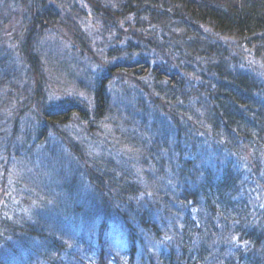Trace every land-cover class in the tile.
I'll use <instances>...</instances> for the list:
<instances>
[{
    "label": "trees",
    "instance_id": "1",
    "mask_svg": "<svg viewBox=\"0 0 264 264\" xmlns=\"http://www.w3.org/2000/svg\"><path fill=\"white\" fill-rule=\"evenodd\" d=\"M2 1L5 0H0V18L5 17L1 7ZM22 1L29 6L22 10V21L30 30L23 31L24 37L22 34L20 37L23 38L20 41L8 38L9 43L0 46L1 54L4 50L11 49L14 54L23 55L24 60L26 59L28 65L34 69L36 76L39 74L38 56L36 50H32L33 41L48 33L49 29L56 30L54 26L59 25L60 8L63 4L61 0ZM79 2L83 3L78 10L79 19L87 18L91 21L96 18L107 28L108 33H114L115 36L118 33L117 39L120 41L125 40L130 46L136 41L139 48L149 50L152 55L155 53L160 57L164 56L166 60V63L151 66L147 61L148 58H144L150 56H143L139 61L128 62L109 71L118 68L123 70L125 75L138 79L139 85L146 91L145 95H150L153 103L162 100L153 97L156 96L153 94L154 90L166 85L172 90L166 95L170 101L166 110H163V107L160 110L167 115L169 111V116L175 120L177 128L198 132L200 127L201 134H206L207 138L214 137L219 143L229 139L230 135L235 136L233 140L236 148L232 145L229 147L238 155L243 152L241 157L248 159V163L242 161L245 169H252L256 176L263 173L264 82L257 78L256 72L247 69L253 61L264 70V0H79ZM85 9L86 11L88 9L89 13H86ZM74 10H77V4ZM117 22L121 26H118ZM2 25L0 24V28ZM123 29L125 31L122 33ZM75 36L82 37L79 33H75ZM0 41L3 42V39L0 38ZM81 42L84 44L83 41ZM109 55L111 53L108 52L105 57L109 58ZM95 77L96 74L92 78ZM35 81L36 97L28 105L21 107V103H27L29 96L28 86H24L22 90L17 91L15 109L10 111L0 109V161L13 147L9 144L13 142L6 140L12 131H6L9 133L6 134L5 125L1 126L5 121L3 117L28 111L35 99H39L40 102L41 84L40 81ZM105 82V78L102 79L101 89L105 88ZM95 95L94 114L96 119H100L105 115L107 108L109 109L107 105L109 96L98 93ZM188 101L191 104L186 107ZM183 104L185 109H182ZM120 107L123 108L121 110L123 114H117L119 118L129 117L131 111L137 113L135 109L126 105L120 104ZM150 110L154 111L152 108ZM79 113L83 114L81 110ZM67 115L69 114H49L43 111L42 117L39 114L38 118L54 127L56 135L53 136L54 138L63 140L62 132L55 126L65 124L68 120ZM177 120H181L184 124H177ZM135 129L137 128L133 127L126 132H133ZM3 135H7L6 138H2ZM167 136H170L173 142L180 141L189 148L178 150L179 146L175 144V151L172 154L175 153L176 157L171 158L172 154L168 156V151L161 143L154 144L156 154H153L152 151L142 148L140 146L142 143L134 142L135 148H132L137 156L145 154L148 157L145 160L148 168L145 166L144 168L154 170L153 176L149 177L148 183L146 182V187L136 193L133 192L134 184H139L142 176L145 175L142 169L137 174L141 177L136 176V182L131 181L127 175H122V172H119L120 177L114 173L98 177L96 171L94 174L88 171L86 175L89 193L83 195L81 205L95 210L96 207L99 208V203L102 202L100 200L107 195L106 193L113 196L111 202L118 211L111 212L115 219L114 226L116 228L122 226L125 233V241L121 247L120 244L112 243V239L108 237V225L102 219L98 221L102 223L99 224V229L92 223L91 226L84 228L85 231L80 226L82 232H79L78 236L81 237L76 240L72 236L64 235L65 230L75 229L72 223L64 226L65 230H62L61 224L60 226L44 219L38 220L36 213L30 212L32 207L30 205L29 208L22 209L29 213L28 218H24L23 213H19L20 210L17 212L13 209L17 213L16 218L21 219L20 226L14 222L9 224L0 220L2 233L0 264H5L4 259L9 258H12V261L16 260L17 264H111L113 261L115 264H264V219L260 221L258 215L251 216L253 211L244 216L237 215V211L240 212L248 202L242 187L243 183L239 182V179L244 180L248 175L243 174L240 169L238 172L235 169L234 174L227 179L225 176L213 177V180L222 179L213 187L216 196L220 198L217 199L219 204L215 201L209 207L212 212V216L209 217L218 220L221 226L224 225L223 222L227 225L225 230L217 227L213 229V233L208 234L209 212L203 207L205 205L202 202L204 198L202 195L211 184L204 182L206 178L198 167L200 160L196 157L197 153H202L204 150L193 153V143H187L189 136L183 135L185 141H181L183 136L181 137L178 132L176 136L173 135L174 137L171 134ZM142 137L145 138V133ZM150 139L151 137H146L148 143H151ZM236 142L243 148L238 149ZM63 143L67 149H73L72 153L79 162L89 161L91 158L85 152L86 149L79 151L77 146L74 148L72 142L68 140L67 143L63 140ZM162 152L167 156L161 154ZM215 167V169L209 167V170L219 171L217 164ZM47 169H55L54 163L50 162ZM77 173L74 169V174ZM18 176L16 170L12 172V178ZM236 176L238 179L233 180ZM261 179L260 181L264 182V173ZM160 186L164 190L159 191ZM49 188L45 192L41 191L33 207L39 208L40 204L37 206V203L45 204L47 200L57 203L56 200L61 198L62 193L54 190L51 185ZM208 202L206 201V204ZM187 204L201 212L190 221H188L190 213L185 208ZM155 205L158 208H155ZM181 205L185 206L181 207ZM216 206L225 209H216ZM184 209L186 210L183 212ZM13 210L11 208L2 217L14 215L11 212ZM70 210V208L62 210L67 213L68 218L81 215L79 208L74 213ZM184 213L186 218L183 220L181 214ZM38 221L40 224H37ZM91 221L94 222L95 218L93 217ZM256 222H260V225L254 227ZM242 225L250 231L247 236L235 234L239 228L244 230ZM97 229L98 235H95ZM179 229L187 235H181L183 233L180 234ZM156 242H161L164 249L150 253L147 244L154 246ZM122 253L125 257L121 262ZM95 254L97 261L91 262Z\"/></svg>",
    "mask_w": 264,
    "mask_h": 264
},
{
    "label": "rangeland",
    "instance_id": "2",
    "mask_svg": "<svg viewBox=\"0 0 264 264\" xmlns=\"http://www.w3.org/2000/svg\"><path fill=\"white\" fill-rule=\"evenodd\" d=\"M61 2L63 4L62 8H60L61 19L59 25L54 26L56 30L49 29L48 33L46 32L42 36H39L32 44V50L35 49L38 56V75L34 76V69L28 65L26 59L24 60L23 55L19 53L14 54L11 49L9 51L6 49L1 54L2 47H0V109L5 111L15 109V100L18 97L17 91L22 90L24 86H28L27 93L29 96L27 103H21V107L28 105L36 97L35 90L37 87L35 80L40 81V91L42 93L40 102L39 99H35L28 111H21L20 114L12 116L7 114L8 117H3L5 121L1 126L5 125V133L9 130L12 132H10L7 138V135H3L2 138H6L7 142H13V144L9 143L13 147L0 161V220L9 224H13L14 222V224L17 223L16 225L20 226L21 219L16 218L17 213L14 210H17V212L20 210L19 213L22 212L24 218H28L29 213L22 209H27L30 205L33 207L38 201L41 191L45 192L51 185L54 190L62 193L61 198H57V203H54L53 200H47L45 204L38 202L37 206L40 204L39 208L31 207L30 212H35L38 220L43 221L44 219L49 223L61 224L63 225L62 230H65L64 226L72 223L75 229L69 228L63 234L79 240L81 237V235L80 237L78 236L79 232H82L86 226H91L90 223L99 229L102 224L99 222L102 219L108 225V237L112 239V243L116 245L120 244L119 246L121 247V244L125 241V233L122 226L118 228L114 226L115 219L112 217L111 212L118 211L115 210L111 202L113 196L110 193H106L107 195L100 200L102 202L99 203V208L96 207L95 210L81 205L83 195L89 193L86 175L88 171L93 174L96 171L95 173L98 177L108 176L111 173L120 177L119 172H122V175H127L131 181L136 182V176H138L137 174L142 169L145 175L142 176L139 184H134L135 189H133V192L136 193L138 190L146 187L149 177L153 176L154 170L147 169L148 164L145 160L148 157L145 154L137 156V153L132 148H135L133 146L134 142L136 141L137 144L142 143L140 146L152 151L153 154H156V150L153 148L154 144L161 143L168 151V156H170L175 151V144H178V150H185L186 147L187 149L189 148L188 146L185 147L180 141L173 142L170 136H167L169 134L176 136L178 132L181 134V137L183 135L190 137L187 143H193V153L204 150L202 153H197L196 157L200 160L198 167H200L206 178L204 182L211 184V187L205 188L206 190L203 191L202 195L204 197L202 202L205 205L203 207L210 213L207 214L209 224L207 225L208 234L213 233V229L217 227L218 229L225 230L227 225L223 222L222 224L224 225L221 226L218 220L210 219L209 217V215L212 216L209 207L220 198L216 196L213 187L218 185L220 179H222L213 180V177L225 176L227 179L230 175L234 174L235 169L237 172L240 169L243 171V174L248 175L244 180L239 179V182L243 183L242 187H244L248 202L241 208L240 212L235 209L238 217L253 211V215L251 216L258 215L259 219H261L260 221H262L264 219L261 218L264 216V182L260 181V179L263 177L264 170L262 174L259 173L256 176L255 171L252 169H245L242 161L248 163V159L241 157L243 152L238 155V153H234L236 151H232L229 147V145H232L236 148L235 141L233 140L235 136L230 135L228 136L229 139L219 143L214 137L207 138L206 134H201L200 127L198 132L196 130H187L186 128H177L175 120L169 116V111H167V115L160 110L162 109L161 107H163V110L168 108L167 103L170 100L166 95L172 92L171 89L165 85L154 90L153 94L156 96L153 97L156 99L159 97L162 100H157L158 103H153L150 95H145L146 91L139 85L138 79L125 75L123 70H118V68L109 71L111 68L125 65L128 62L139 61L143 56H150L144 58H148L147 61L151 66L157 63H166V60L163 58L164 56L160 57L155 53L152 55L151 52H148L149 50L139 48V44L136 41L133 42L132 46L127 45L125 40L120 41L117 39L118 33L116 36L114 33H108L107 28L96 18L91 19V21H88L87 18L79 19L78 10L83 5L79 0H61ZM76 4L77 10L73 11ZM1 7L5 12V17L0 18V24H3L2 28H0V38L3 39V42L0 41V46L9 43L8 38L22 40L24 37L23 31L27 32L30 30L22 21V10L29 8L28 3L22 0H5L2 1ZM84 11L89 13L88 9ZM117 25L121 26L119 22H117ZM124 31L125 29H123L122 33ZM75 33H79L84 39L75 36ZM22 34L23 37H20ZM17 42L15 45H17ZM129 46L131 47L130 51L128 50ZM9 48L11 47L9 46ZM108 52L111 55H109V58H106L105 56L108 55ZM242 64L245 65L244 63ZM249 65L250 67L247 70L256 72L257 78L264 82L263 68L253 61ZM91 74L92 77L96 74V77L92 78ZM104 78L106 85L105 88L101 89L100 84L102 85V79ZM96 93L107 95L110 100H107L106 97L109 109L107 108L104 113L105 115L100 119L98 117L96 119V115L94 114V97ZM21 102L23 101L21 100ZM120 104L135 109L137 113L131 111L129 117L126 115L127 117L120 116L119 118L117 114H123L121 111L123 108L120 107ZM190 104L188 101L186 107H189ZM150 108L154 111H151ZM79 109L83 112L82 115L79 113ZM182 109H185L184 104L182 105ZM43 111L49 114H69L67 115L68 120L65 124L55 127L62 132L63 140L66 143L67 140L71 141L72 146L74 148L77 146L76 148L79 151L86 149L85 152L91 157L89 161L79 162L72 153L73 149H67L62 139L58 140L53 137L55 135L54 127L38 118L39 114L42 117ZM177 124L184 123L181 120H177ZM133 127L137 129L133 132H126ZM143 133H145V138L142 137ZM6 134L9 133L7 132ZM184 136L181 141H185ZM146 137H151V143H148ZM80 145L81 147H79ZM236 145L237 147L240 146L238 142H236ZM183 146L184 148H182ZM241 148L243 147H239L238 149ZM262 151L264 152V150ZM161 154L167 156L165 152ZM57 155H63L65 158H60ZM158 155H160V151H158ZM174 156L176 157L175 153L171 155V158ZM50 162L54 163L55 169H47ZM215 164H217L219 171L209 170V167L215 169ZM16 166L18 169H16ZM138 166L140 168H137ZM144 166L147 168H144ZM262 168L264 169V167ZM74 169L78 172L77 175L74 174ZM15 170L19 175L18 178H12V172ZM74 175L75 177H73ZM138 177H141V175ZM73 178L74 180H72ZM235 179L237 180L238 177L236 176L233 180ZM73 181H75L76 185L72 183ZM73 186L75 187L73 188ZM160 189L164 190L162 186L159 187V191ZM206 201L209 202L206 204ZM58 204L62 205L59 206ZM184 206L181 205V207ZM150 207H152V204ZM11 208L12 210L14 209L11 211L14 215L2 217ZM64 208H70V211H73V213L75 210L78 211L79 208L81 215H74L68 218L67 213L62 211ZM155 208L158 207L155 205ZM185 208L190 213L188 221L196 218L201 213L196 208H191L189 204ZM216 209L223 210L225 208L216 206ZM226 210L233 211L232 209ZM181 215L184 220L186 213ZM93 217L95 218L94 222L91 221ZM130 222L132 221L130 220ZM37 224H40V221ZM259 225L260 222H256L254 227ZM80 226L83 228L82 230ZM242 228L244 230L239 228L235 234L247 236L250 232L249 229H245L243 225ZM20 229L22 230L23 227L21 226ZM98 229L95 235H98ZM181 229L177 231L180 234L183 233L181 234L183 236L187 235H184L185 232H181ZM0 234L2 233L0 232ZM158 243L156 242L154 246L147 244L148 251L153 253L159 249H164L162 243L160 242L159 245ZM95 244L97 245V242ZM241 246L243 247V245ZM120 247L119 249L122 250ZM96 255H93V258L91 256V262L97 261ZM123 255L125 254L122 253L120 256L121 262L124 261L123 257L125 256ZM4 262L5 264H17L16 260L13 259L12 261V258L4 259ZM111 264H115V262L113 261Z\"/></svg>",
    "mask_w": 264,
    "mask_h": 264
},
{
    "label": "bare ground",
    "instance_id": "3",
    "mask_svg": "<svg viewBox=\"0 0 264 264\" xmlns=\"http://www.w3.org/2000/svg\"><path fill=\"white\" fill-rule=\"evenodd\" d=\"M80 110H81V109H79V111H80ZM57 156L60 157V158L62 157L61 155H57ZM63 158H64V157H63Z\"/></svg>",
    "mask_w": 264,
    "mask_h": 264
}]
</instances>
